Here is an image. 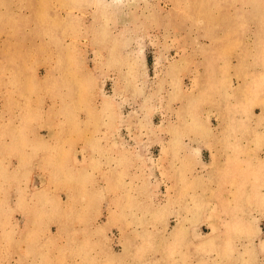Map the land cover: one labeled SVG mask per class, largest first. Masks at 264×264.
<instances>
[{
    "label": "rangeland",
    "instance_id": "rangeland-1",
    "mask_svg": "<svg viewBox=\"0 0 264 264\" xmlns=\"http://www.w3.org/2000/svg\"><path fill=\"white\" fill-rule=\"evenodd\" d=\"M0 264H264V0H0Z\"/></svg>",
    "mask_w": 264,
    "mask_h": 264
}]
</instances>
